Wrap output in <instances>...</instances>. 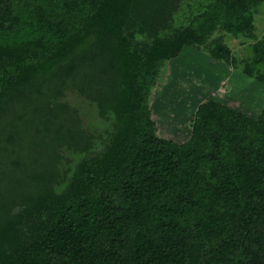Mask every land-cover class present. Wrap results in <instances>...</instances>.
<instances>
[{"label": "trees", "instance_id": "16d2710c", "mask_svg": "<svg viewBox=\"0 0 264 264\" xmlns=\"http://www.w3.org/2000/svg\"><path fill=\"white\" fill-rule=\"evenodd\" d=\"M263 4L0 0V264H264V108L143 128L185 47L264 87Z\"/></svg>", "mask_w": 264, "mask_h": 264}, {"label": "rangeland", "instance_id": "374dc122", "mask_svg": "<svg viewBox=\"0 0 264 264\" xmlns=\"http://www.w3.org/2000/svg\"><path fill=\"white\" fill-rule=\"evenodd\" d=\"M254 20L255 33L261 36L264 34V4L255 13ZM218 35L219 31L211 39ZM225 42L236 54L244 52L238 38L226 35ZM233 74L236 73L230 67L210 59L207 54L185 47L179 57L163 67L148 98L149 110L143 128L185 145L213 105L256 120L264 108V87H257L258 84L245 77L236 79ZM91 116L92 120L86 117V123L98 121Z\"/></svg>", "mask_w": 264, "mask_h": 264}]
</instances>
